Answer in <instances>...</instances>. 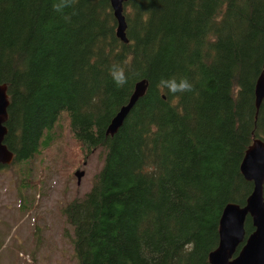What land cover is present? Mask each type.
Masks as SVG:
<instances>
[{
  "label": "trees",
  "instance_id": "1",
  "mask_svg": "<svg viewBox=\"0 0 264 264\" xmlns=\"http://www.w3.org/2000/svg\"><path fill=\"white\" fill-rule=\"evenodd\" d=\"M0 0V85L16 163L52 143L66 113L85 158L102 154L90 190L62 210L76 264H209L228 204L253 185L240 164L264 141V0H128L122 42L109 0ZM70 19H65V17ZM125 70L118 87L109 69ZM186 78L170 94L160 80ZM145 81L118 131L106 129ZM245 239L253 232L246 218Z\"/></svg>",
  "mask_w": 264,
  "mask_h": 264
},
{
  "label": "rangeland",
  "instance_id": "2",
  "mask_svg": "<svg viewBox=\"0 0 264 264\" xmlns=\"http://www.w3.org/2000/svg\"><path fill=\"white\" fill-rule=\"evenodd\" d=\"M101 165L99 150L85 158L62 113L51 145L0 176V264H76L62 210L90 190Z\"/></svg>",
  "mask_w": 264,
  "mask_h": 264
},
{
  "label": "water",
  "instance_id": "3",
  "mask_svg": "<svg viewBox=\"0 0 264 264\" xmlns=\"http://www.w3.org/2000/svg\"><path fill=\"white\" fill-rule=\"evenodd\" d=\"M128 0H109L117 27L116 36L124 43L126 23L123 15V4ZM146 90V82H137L128 102L122 106L110 121L106 135H114L122 126L128 113ZM264 99V73H261L255 85V109L258 112ZM9 105L6 86L0 85V122L7 117ZM6 129L1 128L0 139ZM12 154L0 146V161L10 163ZM240 171L244 179L253 185L244 206L228 204L222 210L219 219L218 245L208 255L209 264H264V141L254 139L246 150ZM77 184L84 175L82 171L74 173ZM249 217L253 232L245 239L244 224Z\"/></svg>",
  "mask_w": 264,
  "mask_h": 264
},
{
  "label": "clouds",
  "instance_id": "4",
  "mask_svg": "<svg viewBox=\"0 0 264 264\" xmlns=\"http://www.w3.org/2000/svg\"><path fill=\"white\" fill-rule=\"evenodd\" d=\"M75 3L76 0H56L53 4V9L56 12H63L65 8L73 7ZM65 19H70V17L66 16ZM109 75L118 87H123L127 83L125 70L118 65H113L109 69ZM159 87L161 89H166L168 93L173 95L193 91V84L186 78H181L179 80L174 77L168 79L162 78L159 82Z\"/></svg>",
  "mask_w": 264,
  "mask_h": 264
},
{
  "label": "flooded vegetation",
  "instance_id": "5",
  "mask_svg": "<svg viewBox=\"0 0 264 264\" xmlns=\"http://www.w3.org/2000/svg\"><path fill=\"white\" fill-rule=\"evenodd\" d=\"M8 102H9V99H8ZM9 106V105H8ZM8 108V107H7ZM7 120H8V113H7V117L4 121H1L0 122V132H1V128L4 127L6 129V132L5 134L2 136V139H0V146H4L7 151H9L13 158H12V161L10 163H3L2 161H0V176L1 174L4 172V170L10 168V167H14L15 165H18L19 163L15 161V156H14V153L9 150L8 146L6 145V138H7V135H8V127H7Z\"/></svg>",
  "mask_w": 264,
  "mask_h": 264
}]
</instances>
